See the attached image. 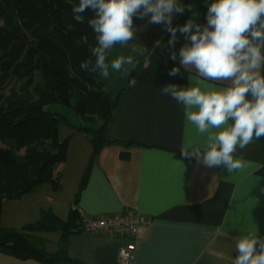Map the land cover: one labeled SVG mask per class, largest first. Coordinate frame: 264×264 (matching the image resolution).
<instances>
[{
    "label": "crops",
    "instance_id": "0c3cea01",
    "mask_svg": "<svg viewBox=\"0 0 264 264\" xmlns=\"http://www.w3.org/2000/svg\"><path fill=\"white\" fill-rule=\"evenodd\" d=\"M211 2L177 0L184 7L182 14L173 11L170 22L161 23H151L148 14L131 40L107 51L108 76L99 74L98 79L106 92L121 95L106 130L108 143L89 167L85 186L79 191L92 145L88 135L73 127L98 124L88 125L76 116L70 120L62 109L56 110L67 120L59 125L58 137L68 138L60 188L46 184L21 199L3 201L1 227L21 231L39 221L43 211L65 221L71 208L92 218L129 209L152 219L146 240L136 245L132 264H233L235 237L253 232L264 239V167L257 170L264 165V137L234 153L248 162L246 168L227 173L223 164L209 167L203 162L205 145L223 126L199 133L187 121L185 106L170 92L163 93L170 85L198 86L202 91L233 86V78L210 80L181 63L180 50L192 41L179 28L189 19L206 25ZM169 27L177 29L172 43ZM119 56L131 57L135 67L125 63L120 71L113 70L111 61ZM173 68L178 73L169 75ZM260 71L264 76V67ZM131 80H136L135 86H129ZM182 148L188 155L181 156ZM38 236L46 254L63 251L72 264H118L117 251L125 243L83 233ZM0 264L45 263L0 253Z\"/></svg>",
    "mask_w": 264,
    "mask_h": 264
},
{
    "label": "trees",
    "instance_id": "16d2710c",
    "mask_svg": "<svg viewBox=\"0 0 264 264\" xmlns=\"http://www.w3.org/2000/svg\"><path fill=\"white\" fill-rule=\"evenodd\" d=\"M79 0H0V216L5 200H18L49 184L58 190L66 160L68 138L60 141L58 128L66 118L52 112V104L72 108L80 121L97 128L73 127L84 132L92 155L80 183L85 186L89 167L108 143L106 130L121 92L108 93L99 81L96 34L90 11L74 19ZM133 17L132 29L143 24ZM116 43L112 48L120 46ZM109 50V49H108ZM105 50V62H108ZM87 62V67L81 64ZM18 83L8 95L5 91ZM72 126V125H71ZM82 222L71 208L65 221L43 211L39 221L21 231L0 225V253L45 264H72L63 251L48 255L38 234L81 233Z\"/></svg>",
    "mask_w": 264,
    "mask_h": 264
},
{
    "label": "clouds",
    "instance_id": "9594fccd",
    "mask_svg": "<svg viewBox=\"0 0 264 264\" xmlns=\"http://www.w3.org/2000/svg\"><path fill=\"white\" fill-rule=\"evenodd\" d=\"M191 10V5L188 6ZM90 11L94 18L88 21L96 34L98 47L96 66L100 75L108 76L105 50L116 43L121 46L134 37L133 17L143 20L148 14L151 23L170 22L173 11L183 13L184 7L177 0H79L72 8L74 19ZM264 0H212L207 6L202 26L189 19L179 31L191 41L180 50L181 63L193 66L200 76L210 80L232 79L231 87L224 90L202 91L198 86L170 85L163 93H171L177 103H182L187 121L194 123L199 133L221 129L208 137L203 162L211 166H226L232 173L248 166L243 157H235L237 148L243 150L264 137V76L261 75L262 49H264ZM193 28L196 31H191ZM174 42L177 29L169 27ZM190 34V35H189ZM175 59V56H172ZM125 63L133 65L131 57L119 56L111 61V68L120 71ZM87 67V62L81 64ZM178 69L170 70L176 75ZM192 79L191 77L189 78ZM136 80L129 81L135 86ZM249 97V98H246ZM188 155L182 148L181 156ZM195 155L200 156L196 151ZM264 165H259L257 170ZM260 178H258L259 180ZM264 191V189H262ZM233 264H264V239L248 232L234 238Z\"/></svg>",
    "mask_w": 264,
    "mask_h": 264
},
{
    "label": "built area",
    "instance_id": "2783aa9c",
    "mask_svg": "<svg viewBox=\"0 0 264 264\" xmlns=\"http://www.w3.org/2000/svg\"><path fill=\"white\" fill-rule=\"evenodd\" d=\"M81 233L99 237H121L125 243L118 248V264H132L136 245L144 241L152 226V219L129 209L114 215L87 217L80 215Z\"/></svg>",
    "mask_w": 264,
    "mask_h": 264
},
{
    "label": "rangeland",
    "instance_id": "374dc122",
    "mask_svg": "<svg viewBox=\"0 0 264 264\" xmlns=\"http://www.w3.org/2000/svg\"><path fill=\"white\" fill-rule=\"evenodd\" d=\"M18 85H19L18 83H12L11 86L7 89V91H5V95H8L12 89H17L18 88ZM50 107H52V110H51L52 112H57V114H61V115H62V113H60V112H58L56 110L62 109V111L66 114V116H68L67 118H69L70 120H72L71 119L72 116L73 117H75V116L78 117L76 115V113L72 110V108H69L67 106H63L61 104H52ZM73 121H74V119H73ZM63 140L64 139H60V141H63Z\"/></svg>",
    "mask_w": 264,
    "mask_h": 264
},
{
    "label": "bare ground",
    "instance_id": "6f19581e",
    "mask_svg": "<svg viewBox=\"0 0 264 264\" xmlns=\"http://www.w3.org/2000/svg\"><path fill=\"white\" fill-rule=\"evenodd\" d=\"M115 238H121V237H115ZM121 239H123V238H121Z\"/></svg>",
    "mask_w": 264,
    "mask_h": 264
}]
</instances>
